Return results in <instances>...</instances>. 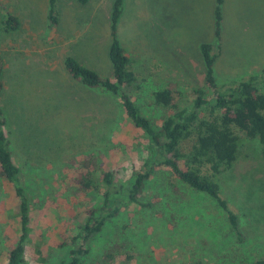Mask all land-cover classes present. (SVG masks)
Segmentation results:
<instances>
[{
    "label": "rangeland",
    "instance_id": "obj_1",
    "mask_svg": "<svg viewBox=\"0 0 264 264\" xmlns=\"http://www.w3.org/2000/svg\"><path fill=\"white\" fill-rule=\"evenodd\" d=\"M113 1L90 0L81 6L59 0V24L49 30L48 0H0L20 23L15 32L0 29V105L24 192L36 208L26 264H60L66 251L55 245L69 235L70 226L82 221L91 202V197L76 193L64 172L72 158L93 150L108 152L110 167L123 184L127 168L141 161L144 137L134 132L118 99L78 85L63 68L69 55L99 75L111 76L107 53ZM215 7V0H123L118 39L142 82L137 102L146 114L160 115L150 93L167 82L178 84L183 100L190 97L191 88H205L203 43L211 44L217 54L218 84L261 73L264 0H222L219 41L214 34ZM241 138L238 158L219 183L222 197L239 216L242 243L212 199L182 188L186 199H177L167 209L176 214L175 225L126 207L109 225L114 234L106 231L91 242L84 264H101L102 253L115 238V226L124 228L135 245L129 260L123 256L113 264H247L264 258V160L257 141ZM38 201L44 205L39 207ZM16 205L12 186L0 178V264L18 224ZM44 256L49 257L45 263Z\"/></svg>",
    "mask_w": 264,
    "mask_h": 264
},
{
    "label": "trees",
    "instance_id": "obj_2",
    "mask_svg": "<svg viewBox=\"0 0 264 264\" xmlns=\"http://www.w3.org/2000/svg\"><path fill=\"white\" fill-rule=\"evenodd\" d=\"M74 1L85 6L90 0ZM215 1L214 34L219 41L222 0ZM58 2L48 0L46 20L49 30H55L59 24ZM122 11L123 0H114L109 16L107 53L110 77L99 75L69 55L63 59V68L78 85L117 98L134 132L144 137L145 145L141 150V161L132 162L127 168L125 184L117 181V170L110 167V154L105 151L93 150L72 158L65 167L70 185L78 195L91 197V202L82 212V221L68 226L69 235L55 245V249L66 251L60 264H84L91 242L106 231L113 235L110 228L113 229L114 221L126 207L135 206L149 213V217L151 214L154 219H163L166 225H175L176 214L167 212V209L177 199H186L182 188L212 199L225 214L230 232L242 243L245 238L239 226V216L222 197L219 181L222 173L229 170L238 158L244 141L241 135L257 141L264 160V68L261 73L245 79L235 78L218 84L214 68L217 54H213L211 44L203 43L200 51L205 66V88H191L190 97L183 100L179 99L184 93L178 84L167 82L150 93L151 105L160 111V115L146 114L137 102L142 82L118 39ZM0 13V29L5 28L6 33L19 29L18 18L1 3ZM2 64L0 59V93L3 88ZM6 123L0 105V178L14 190L18 219L3 264H26L29 226L36 208L31 206L24 192L22 173L6 132ZM37 205L41 207L44 203L38 201ZM134 245L126 237L125 229H116L115 226V238L102 253L101 264H113L123 256L129 260ZM126 253L128 255H124ZM48 258L44 256L41 260L45 263ZM247 264H264V258L257 257Z\"/></svg>",
    "mask_w": 264,
    "mask_h": 264
}]
</instances>
